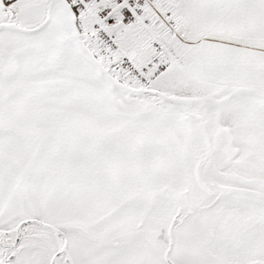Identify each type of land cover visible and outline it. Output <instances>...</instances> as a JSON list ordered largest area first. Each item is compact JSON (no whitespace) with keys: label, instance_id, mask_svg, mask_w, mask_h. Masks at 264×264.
I'll use <instances>...</instances> for the list:
<instances>
[{"label":"snow or ice","instance_id":"obj_1","mask_svg":"<svg viewBox=\"0 0 264 264\" xmlns=\"http://www.w3.org/2000/svg\"><path fill=\"white\" fill-rule=\"evenodd\" d=\"M0 264H264V0H0Z\"/></svg>","mask_w":264,"mask_h":264}]
</instances>
